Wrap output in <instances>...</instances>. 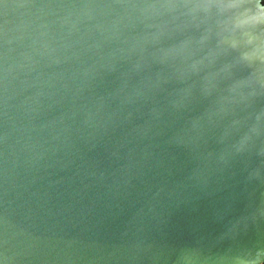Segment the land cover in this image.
I'll use <instances>...</instances> for the list:
<instances>
[{
	"label": "water",
	"instance_id": "water-1",
	"mask_svg": "<svg viewBox=\"0 0 264 264\" xmlns=\"http://www.w3.org/2000/svg\"><path fill=\"white\" fill-rule=\"evenodd\" d=\"M241 13L264 0H0V264H264L255 227L176 251L264 204Z\"/></svg>",
	"mask_w": 264,
	"mask_h": 264
},
{
	"label": "clouds",
	"instance_id": "clouds-1",
	"mask_svg": "<svg viewBox=\"0 0 264 264\" xmlns=\"http://www.w3.org/2000/svg\"><path fill=\"white\" fill-rule=\"evenodd\" d=\"M262 23L264 20H254L251 13L234 14L230 18V31L233 38L246 45L257 59L261 58V54H264V32L260 28ZM230 207L231 205H229ZM229 225L227 231L219 236L194 238L177 245L176 251L182 252L195 247H203L213 251L222 250L230 240L234 241L247 237L253 227L260 234V237L264 238V204L260 206L249 205L247 214L238 219L230 220ZM229 233H231L230 236Z\"/></svg>",
	"mask_w": 264,
	"mask_h": 264
}]
</instances>
